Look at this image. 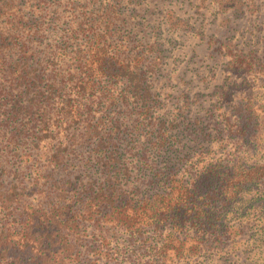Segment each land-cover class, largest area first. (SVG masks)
I'll use <instances>...</instances> for the list:
<instances>
[{
    "label": "trees",
    "instance_id": "trees-1",
    "mask_svg": "<svg viewBox=\"0 0 264 264\" xmlns=\"http://www.w3.org/2000/svg\"><path fill=\"white\" fill-rule=\"evenodd\" d=\"M61 4L67 15L57 12ZM129 16L124 0H0V264H121V255L123 264H187L176 260L195 249L184 246L195 219L194 180L176 179L190 152L177 123L150 116L141 65L154 71L155 61L141 43L129 46L140 40ZM45 18L61 40L43 66L35 48ZM118 82L124 92L114 95ZM95 97L110 108L88 118ZM120 98L136 103L129 126L111 115ZM75 167L92 175L82 181ZM263 173L264 163L230 175L210 167L202 196L227 199V190L234 196ZM137 180L142 190L122 186ZM118 233L126 243L111 246Z\"/></svg>",
    "mask_w": 264,
    "mask_h": 264
},
{
    "label": "rangeland",
    "instance_id": "rangeland-1",
    "mask_svg": "<svg viewBox=\"0 0 264 264\" xmlns=\"http://www.w3.org/2000/svg\"><path fill=\"white\" fill-rule=\"evenodd\" d=\"M124 1L130 13L129 27L140 39L129 46L139 47L141 43L155 61L154 71L148 69L147 62L141 65L153 97L150 116L177 123L174 130L182 129L184 136L180 144L185 143L184 149L190 152L182 166L187 170H179L176 179L194 180L195 219L186 230L189 236L184 246L195 249L176 261L264 264V173L236 189L234 196L227 190V199L214 195L206 200L202 196L211 179L206 176L208 168L221 167L230 175L237 168L264 163V0ZM69 10L68 5L57 6L63 15ZM44 23L47 29L40 31L35 48L43 66L52 63L47 57L58 50L61 40V32L52 28L53 23L47 18ZM134 25L139 28L134 29ZM150 44L155 48L150 49ZM123 92L121 82L113 86L114 95ZM135 104L132 98L126 102L120 98L111 107V115L118 114L122 126H129L138 115ZM88 105V118H99L110 108L96 97ZM63 133L53 143L62 139ZM150 155L159 165L160 158ZM123 157L136 162L130 154ZM92 171L75 167L73 175L86 181ZM135 184L141 190L144 187L138 180L122 186L129 189ZM166 234L164 228L155 239ZM144 235L151 237V230ZM126 239V234L118 233L111 246L114 242L124 245ZM117 260L128 262L122 255Z\"/></svg>",
    "mask_w": 264,
    "mask_h": 264
}]
</instances>
